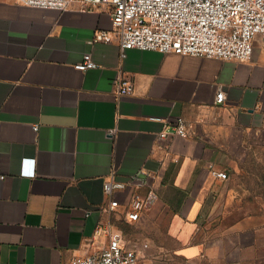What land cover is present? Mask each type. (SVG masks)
I'll use <instances>...</instances> for the list:
<instances>
[{
  "label": "crops",
  "instance_id": "crops-1",
  "mask_svg": "<svg viewBox=\"0 0 264 264\" xmlns=\"http://www.w3.org/2000/svg\"><path fill=\"white\" fill-rule=\"evenodd\" d=\"M110 13L0 0V264L97 253L107 244L97 226L119 233L140 264H228L233 250L238 264H264V228L230 223L264 216V46L255 39L245 62L137 49L121 58L115 42L93 41L112 30ZM85 54L96 67L75 70ZM119 75L132 89L116 100ZM174 117L189 136L159 139ZM140 170L154 176L157 201L127 223L132 189L109 213L103 184Z\"/></svg>",
  "mask_w": 264,
  "mask_h": 264
},
{
  "label": "built area",
  "instance_id": "built-area-1",
  "mask_svg": "<svg viewBox=\"0 0 264 264\" xmlns=\"http://www.w3.org/2000/svg\"><path fill=\"white\" fill-rule=\"evenodd\" d=\"M17 5L31 8L66 11H91L108 5L111 7V31H97L94 42H115L120 57L131 49L154 51L160 54L249 61L253 42L259 39L264 46V0H13ZM89 54L74 65L84 72L95 68ZM131 84L119 75L113 81L112 93L116 100L131 92ZM219 90L217 104L224 101ZM171 129L158 133L159 139L171 136L186 138L189 129L181 117L169 121ZM37 127H34L36 131ZM112 134V132H110ZM221 180L225 173H212ZM154 178L145 170L130 175L125 181H116L111 172L103 184V194L110 199L105 211L116 212L120 206L115 194L132 189L126 205L124 220L136 223L142 214L157 201L151 188ZM4 175L0 171V180ZM95 233L104 234L107 244L97 253L74 257L68 264H140L135 248L125 242L110 226H97Z\"/></svg>",
  "mask_w": 264,
  "mask_h": 264
},
{
  "label": "rangeland",
  "instance_id": "rangeland-1",
  "mask_svg": "<svg viewBox=\"0 0 264 264\" xmlns=\"http://www.w3.org/2000/svg\"><path fill=\"white\" fill-rule=\"evenodd\" d=\"M260 159H261V162H260L261 166H260V168H258V170H259L260 174L262 175V177L264 178V153H261ZM261 197L264 198V185H263V192H262ZM246 203H247L246 206L243 203L242 204L246 208L247 207L249 208L250 207L249 205H252L253 201H246ZM256 203H257V201H256ZM239 219L244 221V222L243 221L242 222L245 223L244 224L245 226H249L250 227L251 224L255 223V224H258L256 226V228H258V229H261V228L263 229L264 228V216H250V215L242 216V217L230 216V223H232V221H237ZM243 240H244V244H248L249 241H250V233H245L243 235ZM236 253L237 252H235L233 250L232 256L230 257L231 262L228 263V264H238V262L236 260L237 259V254ZM199 264H221V263L203 262V263H199ZM239 264H244V263H239ZM246 264H248V263H246Z\"/></svg>",
  "mask_w": 264,
  "mask_h": 264
}]
</instances>
